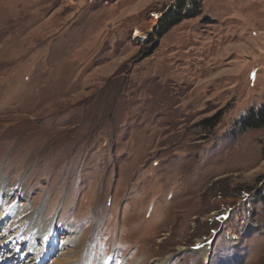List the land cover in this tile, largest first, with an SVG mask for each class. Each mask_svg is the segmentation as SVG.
Returning a JSON list of instances; mask_svg holds the SVG:
<instances>
[{
  "label": "rangeland",
  "instance_id": "1",
  "mask_svg": "<svg viewBox=\"0 0 264 264\" xmlns=\"http://www.w3.org/2000/svg\"><path fill=\"white\" fill-rule=\"evenodd\" d=\"M183 3L0 0V201L29 258L58 231L46 264H91L92 236L101 264H264V128L240 123L264 0Z\"/></svg>",
  "mask_w": 264,
  "mask_h": 264
},
{
  "label": "bare ground",
  "instance_id": "2",
  "mask_svg": "<svg viewBox=\"0 0 264 264\" xmlns=\"http://www.w3.org/2000/svg\"><path fill=\"white\" fill-rule=\"evenodd\" d=\"M3 194L5 195V192ZM4 195H2L3 201H0V223L3 222V224L0 227V231H2V232L8 231L6 234V237H9V236L18 237V236H20V232H19L20 228L22 226H24V228L27 227V225L30 224V222H31L30 220L32 219V217H31V215H29L30 211L29 212L23 211L24 208L21 210L19 207L17 209V207L14 204H10L9 201L6 200L7 199V198H5L6 195L5 196ZM6 218H8V219H6ZM8 220H11V222L8 223ZM36 236H38V234ZM41 239H43L45 241L46 237L44 235H42ZM94 242H95V239H94V236H92V238L89 242V247H88V251L91 255L90 257H93V259H94V260H91V264H101L102 259L98 258L99 256L97 257V250L94 246ZM50 243H53L55 246H57L55 235H53V234H51L49 241H48L49 246L53 247V245H51ZM198 252L202 255V258L205 261L207 259V255H208V247H205V248L201 247L198 249ZM54 262L59 263V261L57 259H54V261L52 263H54ZM168 263H169L168 258L167 259L166 258L165 259L164 258H159V259L155 258V260L152 261L151 264H168ZM4 264H7V262L4 261ZM20 264H28V262H22ZM73 264H75V263H73ZM112 264H114V263H112Z\"/></svg>",
  "mask_w": 264,
  "mask_h": 264
},
{
  "label": "trees",
  "instance_id": "3",
  "mask_svg": "<svg viewBox=\"0 0 264 264\" xmlns=\"http://www.w3.org/2000/svg\"><path fill=\"white\" fill-rule=\"evenodd\" d=\"M184 0H181V5L179 6L180 9H178V12L180 13L182 10H184ZM183 3V4H182ZM181 15V14H180ZM172 17H177L175 19H171ZM181 16H179L178 14H171V12L169 14H165L162 16V18L160 19L159 23L154 27L153 30V34L152 36H150V40L152 41L155 37H161L172 25H174L175 23H177L178 21L181 20ZM220 115H218L217 117H214V119L212 120V124L211 121L208 123L210 124V126H214L217 124V120L219 119ZM241 125H243L246 128H254V129H258V128H264V105L257 111H252L248 116L242 118L240 120Z\"/></svg>",
  "mask_w": 264,
  "mask_h": 264
}]
</instances>
